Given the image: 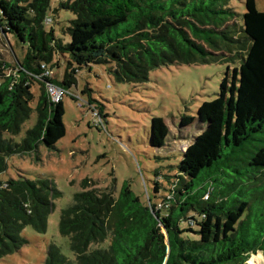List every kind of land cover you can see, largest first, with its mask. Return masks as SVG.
<instances>
[{
  "label": "trees",
  "instance_id": "1",
  "mask_svg": "<svg viewBox=\"0 0 264 264\" xmlns=\"http://www.w3.org/2000/svg\"><path fill=\"white\" fill-rule=\"evenodd\" d=\"M51 4L0 0V32L25 47L15 70L0 57V174L10 157L30 154L40 144L51 149L65 136L63 101L50 99L47 84L68 94L77 74L91 66H108L121 84L144 83L152 70L167 65L224 64L226 71L216 97L181 118V127L195 124L198 134L170 167L174 175L156 170L152 193L144 197L127 182L116 193L83 180L58 222L72 257L51 243L43 264H248L257 254L264 259V11L255 0L243 1V13L230 0ZM59 9L74 18L57 31L47 26L50 13L60 17ZM56 56L68 65L61 82L46 74L57 66ZM90 91L80 92L89 93V106L97 102ZM33 111L35 125L16 142ZM168 135L164 119L151 117L149 145L164 148ZM59 198L47 178L0 180V261L29 244L26 227L46 232Z\"/></svg>",
  "mask_w": 264,
  "mask_h": 264
},
{
  "label": "rangeland",
  "instance_id": "2",
  "mask_svg": "<svg viewBox=\"0 0 264 264\" xmlns=\"http://www.w3.org/2000/svg\"><path fill=\"white\" fill-rule=\"evenodd\" d=\"M59 1L52 0L51 8H57ZM243 1L230 0V4L243 13ZM255 3L259 11H264V0H255ZM58 13L60 17L53 12L49 14L48 28L59 31L62 24L74 18L67 10L59 9ZM56 20L63 23L57 24ZM24 53L25 47L12 34L4 36L0 32V57L13 70ZM53 63L57 66L49 67V77L61 82L68 67L66 60L56 56ZM91 68V71L85 68L77 72L76 87L70 88L63 98L65 136L51 149L40 144L30 154L10 157L6 172L0 174L1 181L18 175L28 179L47 178L60 192L56 207L48 217L46 232L39 234L26 227L23 234L29 244L0 264H43L51 243L72 257L68 238L58 233V222L61 208L81 190L83 180L116 193L127 182L137 195L151 194L152 182L156 179L153 173L158 170L164 175L173 174L174 169L170 167L180 162V156L198 134L195 124L181 127V118L195 115L204 101L216 97L226 71L224 64L167 65L152 70L144 83L121 84L108 74V66ZM85 88L91 90V98L97 101L91 106L87 104L89 93H80ZM39 90L38 83L31 88L34 101ZM99 105L105 117L99 116L96 108ZM153 116L163 118L168 126L169 135L162 149H154L148 142ZM35 123L33 111L14 137L15 141L20 143ZM160 179L164 186L170 187L164 176ZM154 201L160 203L161 199ZM248 264H264V259L260 254L252 255Z\"/></svg>",
  "mask_w": 264,
  "mask_h": 264
},
{
  "label": "built area",
  "instance_id": "3",
  "mask_svg": "<svg viewBox=\"0 0 264 264\" xmlns=\"http://www.w3.org/2000/svg\"><path fill=\"white\" fill-rule=\"evenodd\" d=\"M50 72H46L47 75H49ZM46 91L50 97V99L54 103H59L63 101V98L66 94V92L59 86H56L54 84H47Z\"/></svg>",
  "mask_w": 264,
  "mask_h": 264
},
{
  "label": "water",
  "instance_id": "4",
  "mask_svg": "<svg viewBox=\"0 0 264 264\" xmlns=\"http://www.w3.org/2000/svg\"><path fill=\"white\" fill-rule=\"evenodd\" d=\"M2 34H3V32H2ZM4 35V34H3Z\"/></svg>",
  "mask_w": 264,
  "mask_h": 264
}]
</instances>
